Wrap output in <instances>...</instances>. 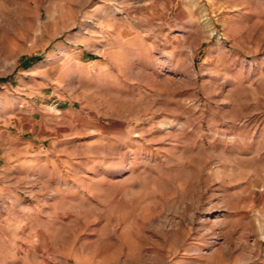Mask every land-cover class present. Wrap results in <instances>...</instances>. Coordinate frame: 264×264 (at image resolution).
I'll return each instance as SVG.
<instances>
[{"label":"rangeland","instance_id":"1","mask_svg":"<svg viewBox=\"0 0 264 264\" xmlns=\"http://www.w3.org/2000/svg\"><path fill=\"white\" fill-rule=\"evenodd\" d=\"M0 264H264V0H0Z\"/></svg>","mask_w":264,"mask_h":264}]
</instances>
